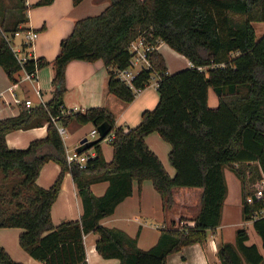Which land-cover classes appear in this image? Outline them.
<instances>
[{
    "label": "trees",
    "instance_id": "obj_1",
    "mask_svg": "<svg viewBox=\"0 0 264 264\" xmlns=\"http://www.w3.org/2000/svg\"><path fill=\"white\" fill-rule=\"evenodd\" d=\"M27 20L25 0H0V67L9 79L17 80L21 69L31 72L48 63L53 68L48 100L22 105L16 115L0 118V227H20L18 242L28 254L43 264H87L83 235L94 231L96 250L118 260L111 264H165L169 253L202 243L207 230L219 225L227 191L224 166L240 178L243 218L252 219L264 248V215H254L264 202H245L251 192L247 186L264 177V32L256 37L253 26L254 21H264V0H108L100 12L74 21L50 62L41 56L18 61L9 41L16 31L28 29ZM139 36L151 46V67L139 70L131 87L116 71L127 66L128 45ZM159 41L190 64L169 72L156 48ZM73 59L102 60L107 92L124 102L131 101L135 89L147 86L151 73L157 72L156 104L143 109L138 123L130 127L116 125L113 112L104 106L61 112L65 67ZM209 87L217 96L214 107L207 103ZM103 121L109 126L106 135L113 133L108 141L111 158L103 156L102 138L90 146L94 155L84 165L67 162L57 127L87 122L96 126ZM42 124H46L43 137L22 148L7 145L8 131ZM153 131L170 145L173 175L145 142V135ZM47 161L57 163L59 172L48 187H42L36 179ZM67 171L81 212L76 219L54 224L51 205ZM145 179L159 194L163 210L173 206L175 186H198L201 194L200 208L190 221L180 217L160 226L156 242L142 249L136 235L102 225L100 219L131 194L133 181ZM100 181L107 185L96 195L90 185ZM247 238L246 230L239 228L235 243L220 240L221 264H264V254L254 243L247 244ZM12 263L0 245V264Z\"/></svg>",
    "mask_w": 264,
    "mask_h": 264
},
{
    "label": "crops",
    "instance_id": "obj_2",
    "mask_svg": "<svg viewBox=\"0 0 264 264\" xmlns=\"http://www.w3.org/2000/svg\"><path fill=\"white\" fill-rule=\"evenodd\" d=\"M37 1L25 0L28 17L26 26L37 32L32 43L33 56L44 57L49 62L58 53L61 38L70 32L77 18L96 14L108 4V0H82L76 5L72 3V0H52L48 4L42 5H37ZM253 26L255 35L264 31V21H254ZM15 37L14 41H16ZM156 48L163 55L169 72L175 71L180 66L190 64L187 58L177 53L163 41H159ZM175 62H179V64L176 65ZM52 74L53 68L48 65L37 69L36 78L33 81L22 80L23 70L21 69L15 74L17 79L21 80L11 90L9 89L11 80L0 67V118L18 113L20 105L13 102V93L21 99L30 98L32 105L48 100L52 90ZM107 77V68L100 59L94 61L73 59L69 61L65 68L67 90L63 97V107L82 110L90 106H104L113 112L116 125L134 126L140 120L141 111L156 104L158 94L155 91L148 92L146 90L148 84L137 91L131 101L124 102L107 92ZM66 127L69 132L67 133L65 130L66 134L62 136L65 138L62 139L65 149H68L66 144L76 147L79 140L87 135L94 125L87 122ZM45 133L46 124L18 128L8 131L5 134V141L10 147L22 148L30 140L43 137ZM144 139L147 146L158 156L166 171L173 175L174 168L168 160L169 143L155 131L146 134ZM100 147L104 158L109 160L112 156L110 145L105 144L103 139L100 142ZM58 171L59 165L57 163L45 162L39 170L36 179L37 184L44 187L48 186ZM223 175L227 191L221 207L219 225L214 229L207 230L202 243L187 244L179 250L169 253L166 256L165 264H221L217 255L218 242L222 240L235 243L236 230L239 228H244L247 232L246 243H254L258 251L264 254L261 238L253 228L252 219L243 218L240 178L230 166H224ZM106 185L107 182L100 181L91 184L90 189L94 194L99 195L104 192ZM250 185L252 184L247 186L248 191ZM200 194L201 187L198 186H175L172 188L174 204L171 208L163 210L161 198L149 179L140 183L133 181L131 194L121 200L111 214L102 217L100 223L109 227H118L131 236L136 235L137 245L146 249L156 242L160 226L169 224L171 220L177 222L180 217L190 221L197 214L200 208ZM80 212V199L71 175L67 171L63 175L60 189L51 205V220L57 224L62 220L76 219ZM248 224L250 227L252 226L256 235L248 232ZM21 231L20 227H0V245L14 261L12 264H43L20 246L18 236ZM97 237L98 234L94 231H89L83 235L87 264L117 262L116 258H105L96 250L95 241ZM243 264L247 263L243 261Z\"/></svg>",
    "mask_w": 264,
    "mask_h": 264
},
{
    "label": "built area",
    "instance_id": "obj_3",
    "mask_svg": "<svg viewBox=\"0 0 264 264\" xmlns=\"http://www.w3.org/2000/svg\"><path fill=\"white\" fill-rule=\"evenodd\" d=\"M17 35H22L21 39L18 42H15L13 39ZM37 32L32 29H27L25 31H16L13 36L10 38L9 44L12 48V50L15 52L16 57L20 63H22L26 58L32 57L35 58L32 54V43L34 39L36 38ZM24 45V48L22 47ZM151 50V46L147 44L142 37H137L130 41L128 45V51L130 53L128 64L126 67L118 69L116 71L117 77L124 81L126 84L132 87V79L134 75L143 68H150L151 67V61L148 57V52ZM23 70V76L22 80H29L33 81L36 78V71L37 68H35L31 72H27L24 69ZM21 79H17L15 81H11V84L9 86V89L13 90L19 83ZM156 85V81H155ZM140 89H135L136 93ZM13 102L20 106H30L32 105L31 99L26 98H19L13 93ZM73 109H65L61 108V112H69ZM61 137L62 134L65 132L64 127L58 126L57 127ZM86 136V139H93L98 136V131L96 127L94 126ZM113 137V133L110 132L106 136L103 137L106 141H110ZM80 143L78 142L76 147ZM76 147L72 150L66 149V159L67 162H78L80 165H84L85 162L89 157H92L94 155V150H90V148H83L80 151L76 150ZM255 201L264 202V177L258 179L257 182L254 184L253 190L245 196V202L252 203ZM254 215H264V207H261L258 211L254 213ZM182 222V221H180Z\"/></svg>",
    "mask_w": 264,
    "mask_h": 264
},
{
    "label": "rangeland",
    "instance_id": "obj_4",
    "mask_svg": "<svg viewBox=\"0 0 264 264\" xmlns=\"http://www.w3.org/2000/svg\"><path fill=\"white\" fill-rule=\"evenodd\" d=\"M6 2H8V1H10V0H5ZM72 29V28H71ZM71 31V30H70ZM264 32V31H263ZM256 34H257V32H256ZM262 33H260L259 35H256V37H258V36H260ZM22 37V35H17L16 37H15V39H16V41H19V39ZM65 37V36H64ZM15 41V42H16ZM170 47V46H169ZM178 53V52H177ZM180 54V53H179ZM182 55V54H181ZM185 57V56H184ZM175 64L177 65V64H179V62H175ZM48 65H51V63H48V64H45V65H43L42 67H45V66H48ZM67 66V65H66ZM183 67H185V66H180V67H178L177 69H175V71L176 70H178V69H181V68H183ZM41 68V67H40ZM51 68H52V65H51ZM66 68V67H65ZM157 79H158V73L157 72H153V73H151V75H150V78H149V85L147 86V88H146V90L148 91V92H151V91H155V93L156 94H158L157 92H156V88H155V86H154V83H155V81H157ZM65 87H66V84H65ZM66 90H67V87H66V89H65V91H64V94H65V92H66ZM64 94H63V97H64ZM213 97H214V100H213ZM214 102V103H213ZM207 103H208V105L210 106V107H214V106H216V104H217V99H216V94H215V92H214V90L211 88V87H209L208 88V94H207ZM154 105H152L150 108H152ZM65 130H66V132L68 133L69 131H68V128L67 127H65ZM66 132H64L63 134H62V136H64L65 134H66ZM62 138H65V137H62ZM102 141V140H101ZM100 141V142H101ZM104 143L105 144H107V145H110V143L108 142V141H105V139H104ZM109 143V144H108ZM66 146L68 147V149L67 150H72V149H74L75 148V145L73 146V145H67L66 144ZM110 147H111V145H110ZM92 149V147H90V150ZM111 149H112V147H111ZM42 167V166H41ZM41 169V168H40ZM59 172V171H58ZM58 174V173H57ZM57 174H56V176H57ZM64 175V174H63ZM55 176V177H56ZM55 179V178H54ZM53 179V180H54ZM53 180L51 181V183L53 182ZM258 181V179L256 180V182ZM50 183V184H51ZM49 184V185H50ZM255 184V183H254ZM254 184H252V185H250V187H249V191H252L253 190V188H254ZM48 185V186H49ZM48 186H46V187H48ZM42 187H44V186H42ZM149 223V222H148ZM247 229H248V232L249 233H252L253 235H256L255 234V232H254V230H253V228H252V226L250 227L249 226V224L247 225ZM258 239V238H257Z\"/></svg>",
    "mask_w": 264,
    "mask_h": 264
},
{
    "label": "water",
    "instance_id": "obj_5",
    "mask_svg": "<svg viewBox=\"0 0 264 264\" xmlns=\"http://www.w3.org/2000/svg\"><path fill=\"white\" fill-rule=\"evenodd\" d=\"M96 129L98 131V136L93 138V139H89L87 140L86 139V136L82 137L80 140H79V145L76 147V150L77 151H80L82 150L83 148H88L90 147L94 142L98 141V140H101L105 135L106 133L108 132L109 130V126H108V123L106 121H103L99 124H97L96 126Z\"/></svg>",
    "mask_w": 264,
    "mask_h": 264
}]
</instances>
